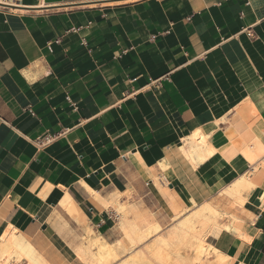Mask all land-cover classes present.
Instances as JSON below:
<instances>
[{"label":"crops","instance_id":"1","mask_svg":"<svg viewBox=\"0 0 264 264\" xmlns=\"http://www.w3.org/2000/svg\"><path fill=\"white\" fill-rule=\"evenodd\" d=\"M196 130L217 151L194 167L180 146ZM256 140L264 0H0V236L14 225L52 264H83L88 228L118 231L86 186L161 226L193 197L244 219L249 243L209 240L230 264H264V166L240 153ZM256 172L244 214L221 191Z\"/></svg>","mask_w":264,"mask_h":264},{"label":"bare ground","instance_id":"2","mask_svg":"<svg viewBox=\"0 0 264 264\" xmlns=\"http://www.w3.org/2000/svg\"><path fill=\"white\" fill-rule=\"evenodd\" d=\"M180 150L194 167L201 165L217 151L202 130H196L183 138ZM240 153L254 167L253 172H258L260 166H264V145L259 140ZM166 162L164 178L169 182L166 172L170 164ZM257 172L243 175L221 191V195L229 198L233 202L231 204H234L233 207L244 214L248 201L244 193L258 187L254 180V177L257 178L255 176ZM86 188L108 211L117 214L122 239L109 244L103 236L95 235L88 228L81 244H76L71 249L73 255H76L83 264H167L170 258L173 259L172 264H230L232 258L214 247L209 242L210 238H219L226 232L248 243L251 240L242 229L244 219L221 209L217 203L205 201L199 204L191 197L193 209L176 211L171 217L172 224L164 229L158 222L151 220L149 215L143 218L134 215L133 211L119 199L109 202L88 186ZM66 210L79 224H86L85 215L73 202ZM224 220H228L229 224H223ZM0 264L52 263L10 224L0 236Z\"/></svg>","mask_w":264,"mask_h":264},{"label":"rangeland","instance_id":"3","mask_svg":"<svg viewBox=\"0 0 264 264\" xmlns=\"http://www.w3.org/2000/svg\"><path fill=\"white\" fill-rule=\"evenodd\" d=\"M193 208H191V210H192ZM166 209L164 208L163 210H162V213H158L157 215H155L156 216V218H158L159 219V221H161V223H162V227L164 228V229H166V228H168L169 227V225L171 224V217H170V215H168L169 216V218L170 219H168V217H167V214H166ZM190 211V210H189ZM119 218V217H118ZM119 219L117 220V224H118V226H117V229H118V231L120 232V230H119ZM114 231V233L111 235V234H108L107 235V239H108V243L109 244H114L117 240H119V239H122L121 238V236L118 234L119 232L116 230V229H114L113 230ZM83 241V237L80 239V242L78 243V244H81V242ZM211 242H213V240H210ZM209 241V242H210ZM193 256H194V254H193ZM124 257V255H122L121 256V258H123ZM172 262H173V259L172 258H170L169 260H168V263L167 264H172Z\"/></svg>","mask_w":264,"mask_h":264},{"label":"built area","instance_id":"4","mask_svg":"<svg viewBox=\"0 0 264 264\" xmlns=\"http://www.w3.org/2000/svg\"><path fill=\"white\" fill-rule=\"evenodd\" d=\"M54 139H55V136L47 135L44 138L37 140V144L40 147H44V146L49 145L51 142H53Z\"/></svg>","mask_w":264,"mask_h":264}]
</instances>
